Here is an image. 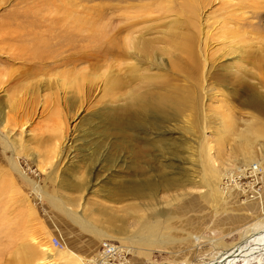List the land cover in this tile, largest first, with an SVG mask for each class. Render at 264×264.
<instances>
[{"label": "rangeland", "instance_id": "374dc122", "mask_svg": "<svg viewBox=\"0 0 264 264\" xmlns=\"http://www.w3.org/2000/svg\"><path fill=\"white\" fill-rule=\"evenodd\" d=\"M159 1L0 0V28L8 24L12 44L36 42L39 51L47 45L50 58L61 64L52 68L48 58L39 72L0 54V80L11 73V82L34 84L26 92L16 86L19 95L13 99L23 101L15 111L8 105L15 88L0 87V103L9 119L5 130L0 124V264H15L20 257H26L25 264H39L43 253L48 257L40 264H102L96 256L105 242L122 252L112 264H196L234 246L247 227L264 219V110L250 101L260 93L264 104V86L259 75L242 73L250 68L258 74V69L241 61L239 54H227L229 41L238 45L241 39L228 40L219 33L230 25L222 20L226 9L254 25L257 16L249 9L224 8L240 0H205L208 5L197 0L198 18L193 20L208 35L206 40L200 35V46L207 45L202 72L207 76L218 68L219 82L210 77L195 82L179 70L180 42L154 44L157 51L159 46L166 50L150 61H111L103 43L114 26L122 28L130 18L143 17L146 21L129 33L154 41L163 36L155 25L159 21H182L180 26L188 21L190 16L177 11L176 3L166 17L154 10ZM143 3L150 6L143 7L148 14L137 9ZM150 3L156 5L152 8ZM260 12L264 31V10ZM88 34L89 41L82 39ZM246 34V41L262 36ZM128 35L119 33L116 43L122 45ZM86 52L90 59L77 58ZM72 54L76 61L62 64ZM134 65H139L130 70L136 81L128 76ZM109 67L119 77L109 73ZM55 70L86 71L88 76L77 84L63 81L64 87H48L45 80L55 78ZM233 71L236 77L242 73L256 93L229 81L224 74L234 75ZM106 73L113 78H104ZM119 81L126 82L124 89ZM52 237L59 239L60 248ZM31 250L40 257H27Z\"/></svg>", "mask_w": 264, "mask_h": 264}, {"label": "bare ground", "instance_id": "6f19581e", "mask_svg": "<svg viewBox=\"0 0 264 264\" xmlns=\"http://www.w3.org/2000/svg\"><path fill=\"white\" fill-rule=\"evenodd\" d=\"M154 1V0H153ZM157 1H159V0H155V2H157ZM178 0H161V1H159L160 3H159V5H158V7H154V10L157 8L158 10H160V12L159 13H163V15L164 14H169L170 12H172V9H174V6L172 7V5L173 4H175L176 3V5H177V11H181L182 13H184V14H186L188 17H189V19H188V21H187V18L185 19V20H183V21H185L184 22V24H182L185 28H184V32L183 33H179L180 31H178V29L180 30H182V28H183V26H180V24L181 23H183L182 21H181V23L179 24V25H177L176 23L173 25V24H168V25H166L168 22H164V23H162L163 21H159V23H157V24H155L156 25V28L157 27H159V29H158V31L159 32H161L162 34H163V36H160V34H159V37H157L154 41H152L151 39L150 40H144V39H141V37H140V35H142V34H139V36L138 35H136V36H133V34L132 33H134L133 31H131V33H129L130 32V30H132L133 28H134V26L136 27V24L138 23H141V22H143V21H146V20H142V18L141 19H136L135 17H137V16H135V17H133V19H131L130 18V20H128L129 18H128V16H125L126 18H128V19H126V20H128V21H126V22H124V24H123V27L122 28H115V26L113 27V29H109V31L107 30V32H106V35L108 36V38H107V36H106V43L104 42L103 44H104V51H105V53L107 54V55H109L110 56V60L111 61H113V59H115L116 57H122V59H135V60H144L145 58L146 59H148L149 61H150V59L151 60H153V58H154V56L153 55H155L156 54V52H158V53H161V54H165V52H163V51H165L166 49H165V47L164 48H162V47H160L159 46V49H158V51L156 50L157 48L154 46V44H159V43H161V44H171L172 43V45L174 44V43H176V45H177V43L179 44V42L181 43V46H179L177 49L178 50H176V51H178V53H179V56L176 58L177 59V63L179 64V68L177 67V66H175L176 68L175 69H179L180 71L181 70H183L184 72H185V74H187L188 76H189V79L190 78H192V79H194L195 80V82L196 81H198V80H203L204 78H206V77H210V79H213V82H216L215 80H220V77H222V75H220L219 76V74L217 73V69H216V71L215 72H212V73H210L209 75L207 74V76H205L206 74H204L203 72H202V69H204V66L207 64V62H206V50H205V47L207 46V45H205V47L203 46H200V44L202 45V42H200V40H201V37H200V35L202 34V31H201V29L200 28H202V26L200 27L199 26V24L198 25H196L197 23H195V21L193 20V18H196L197 16H198V11H199V6H198V2H197V0H179L180 2H177ZM200 1V0H199ZM203 1H205V0H203ZM250 1L251 0H240V2H238L236 5H224V8H228V7H230V8H233V10L234 9H249V10H251L252 11V13L255 15V16H257V23H255V25L254 24H251L250 22H248V20H246V19H244L243 17H239L238 15H236V13L234 12V11H232V9L229 11V10H225V11H227V12H224V11H221L220 13L222 14V12H224V14H226V15H224L223 16V18H222V20L224 21L223 23H224V26H227V25H232L233 23L234 24H238V26H236V27H234V25L233 26H227L226 28H221V30H224V32H221V30H220V32L219 33H221V34H223L224 36L226 35V36H228V40H232V38L233 37H236L237 38V40L238 39H241V42H239L240 44H238V45H236L235 43H233V41H229V47H228V51H227V54H229V55H235V54H239L240 55V60L241 61H243V62H245V63H247L248 65H252L255 69H258L259 70V72H258V74L257 73H254V72H252L251 71V69L249 68V69H247V68H244V71L242 72V73H244L243 74V76L245 75V76H247V75H259L258 77H259V82L260 83H262V86H264V31L263 30H261V28L262 27H260L261 25H260V20H259V18H258V16H259V14H261V12H260V10L261 11H263L264 10V0H252V2L250 3ZM152 2V1H151ZM164 2H166V3H164ZM197 2V3H196ZM205 3H206V1H205ZM145 3H143L141 6H139L137 9H139L140 10V8H142L143 9V7L145 8V7H147V9H149L150 10V6L149 5H144ZM148 4V3H147ZM154 3H150V5H152V8H153V6H155L156 5V3L153 5ZM207 4V3H206ZM208 4H209V2H208ZM207 4V5H208ZM144 5V6H143ZM203 5H204V3H203ZM207 5H205V6H207ZM129 6H131V5H129ZM128 7V6H127ZM137 7V6H136ZM131 7H129V9H130ZM203 8H206V7H203ZM202 8V9H203ZM220 8H223V7H220ZM229 8V9H230ZM218 10V9H217ZM221 10H224V9H221ZM145 12V14H148V13H146V10H142V11H140V13H144ZM201 11V10H200ZM139 12V11H138ZM149 12V11H148ZM153 12V11H152ZM151 12V13H152ZM180 12V13H181ZM150 13V14H151ZM177 13V12H176ZM181 13V14H182ZM219 13V12H218ZM139 14V13H138ZM144 14V15H145ZM184 14H183V16H184ZM217 13H215L214 15H216ZM142 15V14H141ZM143 15V16H144ZM153 15V14H152ZM152 15H149V16H152ZM155 15V14H154ZM160 15V14H159ZM163 15H160V16H162V18H163ZM177 15V14H176ZM214 15L212 16V17H214ZM263 15V14H262ZM148 15H146V17H147ZM148 16V17H149ZM165 16V15H164ZM182 16V15H181ZM130 17H132V16H130ZM146 17H144V19L146 18ZM155 17V16H154ZM153 17V18H154ZM166 17V16H165ZM211 17V16H210ZM210 17H208V18H210ZM260 17H261V15H260ZM139 18H140V15H139ZM150 18V17H149ZM161 18V17H160ZM161 18V19H162ZM183 18H185V17H183ZM193 20V22H192V20ZM198 18V17H197ZM155 20L156 19H158V17L157 18H154ZM153 19V20H154ZM160 19V20H161ZM165 19V18H164ZM215 19H217V18H215ZM142 20V21H141ZM148 20V19H147ZM152 20V19H151ZM209 20V19H208ZM141 21V22H140ZM150 21V20H149ZM217 21V20H216ZM207 22V21H206ZM209 22V21H208ZM213 22H215V20L213 21ZM213 22H212V24H213ZM218 22V21H217ZM178 23V22H177ZM216 23V22H215ZM222 23V24H223ZM137 24V25H138ZM154 24V23H153ZM205 24V23H204ZM209 24V23H208ZM207 24V25H208ZM211 24V23H210ZM155 25H153V27H155ZM166 25V26H165ZM202 25V24H201ZM148 26V25H147ZM146 26V27H147ZM151 26V25H150ZM149 26V27H150ZM163 26H165V29H161L160 30V27H163ZM173 26H175V28H172ZM179 28H178V27ZM205 26V25H204ZM203 26V27H204ZM210 26V25H209ZM223 26V27H224ZM110 27V26H109ZM148 27V28H149ZM182 27V28H181ZM211 27V26H210ZM213 27V26H212ZM164 28V27H163ZM242 28V29H241ZM139 29V28H138ZM152 29V28H151ZM241 29V30H240ZM102 30V29H101ZM134 30V29H133ZM153 30V29H152ZM157 30V29H156ZM176 30L178 31L177 33H176ZM203 30V29H202ZM123 31H127L128 32V36L124 39V40H122V42H123V44L122 45H119V44H117L116 43V35H118L119 33H121V32H123ZM141 31V30H140ZM149 31H151V30H149ZM155 31V30H154ZM205 32V31H204ZM250 32V34H252V33H255V34H262V36H258L257 37V39H256V41H252V40H250V41H246V36H245V34L246 33H249ZM85 33H86V31H85ZM104 33V32H103ZM138 33V32H137ZM139 33H141V32H139ZM147 33V32H146ZM155 33V32H154ZM225 33V34H224ZM238 33H241L240 35H237ZM102 34V33H101ZM100 34V35H101ZM134 34H136V33H134ZM65 35V34H64ZM103 35H105V34H103ZM102 35V36H103ZM144 35V34H143ZM203 35V39H205L206 40V38H205V36L206 37H208V35H207V33H206V35H204V34H202ZM247 35V34H246ZM84 36V35H83ZM225 36V38H227ZM252 36H254L253 34H252ZM12 37L13 36H11L10 35V30L8 29V24H5V28H4V26H3V28H0V54L1 55H7V57L9 58H11V59H13V61H22V63L23 64H25V63H27L26 64V66H28V69H31V68H33V70H36V71H39V72H41L42 70H44V69H42V67H41V64L44 62L45 63V61L47 62L49 59L48 58H50V51H49V49H47V45H46V50H44L43 49V51H39V49L37 50V47H38V44L36 43V42H33V43H31V44H29L28 43V41H27V43H19V46L18 45H13L12 44V41L11 40H13L12 39ZM90 35L88 34L86 37H84V38H82V39H87L88 41L90 40ZM101 37V36H100ZM198 37H200V39L198 38ZM211 37V36H210ZM102 38H104V36L102 37ZM224 38V39H225ZM230 38V39H229ZM235 38V39H236ZM19 39V38H18ZM122 39V38H121ZM149 39V38H148ZM154 39V38H153ZM202 39V40H203ZM211 39V38H210ZM234 39V38H233ZM116 40V41H115ZM204 40V41H205ZM258 40V41H257ZM24 41V40H23ZM121 41V40H120ZM208 41V40H207ZM210 41V40H209ZM227 41V40H226ZM31 42V41H30ZM206 42V41H205ZM224 42H225V40H224ZM228 42V41H227ZM236 42H238V41H236ZM42 43V42H41ZM53 44V43H52ZM204 44V43H203ZM235 44V45H234ZM50 45V44H49ZM98 45V44H97ZM180 45V44H179ZM43 46H44V44H43ZM55 46V45H54ZM58 46V45H57ZM87 46V45H86ZM158 46V45H157ZM168 46V45H167ZM39 47H42V46H39ZM53 47V46H52ZM61 48V47H60ZM156 48V49H155ZM168 48V47H167ZM207 48V47H206ZM56 49H58V48H56ZM55 49V50H56ZM164 49V50H163ZM170 49V48H169ZM180 49L182 50V51H180ZM82 50V49H81ZM85 50H87L86 49V47H85ZM172 50H174V49H172L171 48V50L170 51H172ZM174 50V51H175ZM57 52V51H56ZM163 52V53H162ZM168 52V51H167ZM166 52V53H167ZM181 52V53H180ZM53 53H55L54 52V50H53V52H52V54ZM58 53V52H57ZM61 53V52H60ZM218 53V52H217ZM99 54V53H98ZM172 54L174 55V53L173 52H170V55L172 56ZM92 55V54H91ZM93 55H95V54H93ZM97 55V54H96ZM178 55V54H177ZM176 55V56H177ZM216 55V54H215ZM55 56V55H54ZM74 56L75 55H70V56H68V57H66V58H63L62 59V64H71V63H74L73 61H76L75 59L73 60V58H74ZM103 56H105V55H103ZM170 56V57H171ZM175 55H174V57H176ZM167 57V56H166ZM169 57V56H168ZM212 57V56H211ZM77 58H79V59H90V54L88 53V52H86V54H81V55H77ZM142 58V59H141ZM144 58V59H143ZM208 58V57H207ZM52 58H50V60H51ZM54 59V58H53ZM52 59V61L50 62V63H47L49 66H52V68L54 67V68H56L57 66H59V65H61L59 62V64L56 62V60L54 61ZM159 59V58H158ZM170 59V58H169ZM172 59V58H171ZM174 59V58H173ZM213 59V58H212ZM211 59V60H212ZM49 60V61H50ZM116 60V59H115ZM110 61V62H111ZM117 61V60H116ZM162 61V60H161ZM215 61V60H214ZM160 62V61H159ZM209 62V61H208ZM117 63V62H116ZM121 63V62H120ZM176 62L174 63V64H177ZM125 64V63H124ZM123 64V65H124ZM132 64V63H131ZM171 64V63H170ZM177 64V65H178ZM109 65V64H108ZM111 65V64H110ZM119 65V64H118ZM162 65V64H161ZM103 66H105V65H103ZM115 66H116V64H115ZM135 66V65H134ZM130 67V69H129V73H130V70H134L135 71V69H139V65H137L138 67L136 68V66L135 67ZM35 67V68H34ZM91 67V66H90ZM95 67V66H94ZM97 67V66H96ZM114 67V66H113ZM119 67V69H118V71L120 70V66H118ZM117 67V68H118ZM127 67V66H126ZM252 67V68H253ZM58 68V67H57ZM170 68V67H169ZM172 68V67H171ZM24 69H27V68H24ZM97 69V68H96ZM99 69V68H98ZM108 68H106V70H107ZM215 69V68H214ZM221 69V68H220ZM5 72H6V70L5 69H3ZM54 70V69H53ZM86 71H87V69H85ZM89 70V69H88ZM113 70H114V68H113ZM141 70V69H140ZM24 71V70H23ZM27 71V70H26ZM25 71V72H26ZM56 71V70H55ZM85 71V72H86ZM105 70L103 69V72H104ZM116 71V70H115ZM117 71V72H118ZM204 71V70H203ZM214 71V70H213ZM224 71V70H223ZM30 72L33 74V72L30 70ZM57 72V75H56V77L55 78H51V76H49V79H46L45 81L47 82L46 83V85L48 86V87H50V86H52V83L54 84V85H59V86H63V81H64V83L65 82H68V81H72L73 83H76L78 80H80L81 78H84V77H86V76H88V74H87V72L85 73V72H81V71H78V72H80V73H78V74H69L68 72H65V73H59L58 71H56ZM56 72H54V74H56ZM93 72V71H92ZM108 72L109 73H111L112 72V67H109V69H108ZM116 72V74H119V73H117ZM119 72H121V70L119 71ZM122 72H123V70H122ZM126 71H124V73H125ZM225 72H228V71H225ZM234 72V71H233ZM232 72V73H233ZM241 72V70L239 71V73ZM30 73V74H31ZM48 73V72H47ZM109 73H106L107 75L109 74ZM128 73V72H127ZM224 73V72H223ZM242 73H241V76L238 78V77H236V74H235V72H234V75H230V73L228 74V73H225L224 75H228L230 78H228L229 79V81H231L232 83L234 82V83H236V84H239V86H244V85H246L247 86V88H250V94L252 95V94H255L256 93V91H255V89H254V86H248V84H246L245 82H244V77H242ZM3 74V72H2V70H0V75H2ZM9 74V75H8ZM6 73V77H4L2 80H0V87L2 86H6L7 88H8V90H11V88H12V93L13 94H11V98H9V107H10V109L11 110H13V111H15V108L18 106V105H20L21 104V102L23 101L22 99H20L19 97H16V99H13L16 95H19V94H16L15 92V90L17 89L16 88V86H18L19 87V85L21 86L22 84H21V81L18 83L17 81L19 80H17V81H15L16 83H14V81L13 82H11V80L13 79H11V75H13V74H11V73ZM26 74V73H25ZM51 74V73H50ZM112 74V73H111ZM111 74H109L108 76H106L105 75V77L104 78H106L107 77V80L108 79H110L111 77L113 78V76L115 75V72H114V75L112 76ZM126 74V73H125ZM221 74H222V72H221ZM34 75V74H33ZM101 75L103 76L104 74L103 73H101ZM120 75V74H119ZM142 75H144V74H142ZM186 75V76H187ZM237 75H239V74H237ZM15 76V75H14ZM13 76V77H14ZM18 76V75H17ZM101 76V79H103V77ZM118 76V75H117ZM117 76L115 75L114 77H116L117 78ZM128 76L130 77V79L132 80H134V81H136L138 78H136L137 76L136 75H134V74H128ZM127 75H125V78H126V80L125 79H123V80H125L126 82H128V85L130 84L129 82L131 81L130 79H129V77H128ZM227 76V77H228ZM29 77H31V76H29ZM28 77V78H29ZM94 77V76H93ZM92 77V78H93ZM109 77V78H108ZM119 77V76H118ZM123 77V76H122ZM122 77L121 78H118L117 80H119V79H122ZM140 77V76H139ZM224 77V76H223ZM95 78H98V77H96L95 76ZM95 78H93V79H95ZM115 78V79H116ZM143 77H141V79H142ZM146 77H144V79H145ZM241 78H243L242 80H241ZM115 79H112V80H114V81H112L111 83H115ZM129 79V80H128ZM209 79V80H210ZM24 80V79H23ZM43 80V79H42ZM103 80H105V79H103ZM107 80H105V81H107ZM139 80V79H138ZM191 80V79H190ZM219 80L217 81V82H219ZM224 80V79H223ZM76 81V82H75ZM84 81V80H83ZM101 81V80H100ZM144 81V80H143ZM193 81V80H192ZM226 81V80H225ZM25 82V81H24ZM71 82V84L74 86L75 84H73ZM79 82H81V80L79 81ZM109 82V81H108ZM116 82H118V81H116ZM120 82V81H119ZM126 82H124V83H126ZM146 83H147V81H145ZM194 82V81H193ZM194 82V83H195ZM221 82H223V81H221ZM39 82H37L36 84L37 85H35V86H37V87H39V85L40 84H38ZM78 83V82H77ZM76 83V84H77ZM83 83V82H82ZM82 83H79L80 85L82 84ZM85 83V82H84ZM90 83V82H89ZM92 83V82H91ZM121 83V82H120ZM123 82L120 84V85H123V89H124V84ZM140 83V82H139ZM152 83V82H151ZM227 83V82H226ZM231 83V84H232ZM259 83V84H260ZM32 84V83H31ZM28 84L27 86H25V85H22V87L23 88H21L22 90H23V92H26V91H29V87L31 88V86L32 85H34V84ZM69 84V83H68ZM116 85H117V83H115ZM135 84V83H134ZM30 85V86H29ZM127 85V84H126ZM125 85V86H126ZM142 85H143V83H142ZM145 85H147V84H145ZM250 85V84H249ZM77 86V85H76ZM82 86V85H81ZM92 86V85H91ZM105 86V85H104ZM129 86H131V84L129 85ZM148 86H149V84H148ZM245 86V87H246ZM33 87V86H32ZM36 87V88H37ZM64 87V86H63ZM65 87H67V86H65ZM69 87H71L72 88V86H70L69 85ZM115 87V86H114ZM119 87V86H118ZM132 87H133V83H132ZM131 87V88H132ZM139 87H143V86H140L139 85ZM153 87V86H152ZM121 89H122V86L120 87ZM147 88H149V87H147ZM146 88V89H147ZM151 88V87H150ZM35 89V88H34ZM39 89V88H38ZM51 89V88H50ZM111 89V88H110ZM116 89V87L114 88V90ZM118 89V88H117ZM127 89V88H126ZM145 89V90H146ZM8 90H6V91H8ZM19 91H20V89H18ZM149 90V89H148ZM4 91V90H3ZM32 91V90H31ZM38 91V90H37ZM249 91V90H248ZM11 92V91H10ZM20 92H22V91H20ZM112 92V91H111ZM27 94V93H26ZM132 94H134V93H132ZM257 94H258V92H257ZM36 95H37V93H36ZM35 95V96H36ZM138 95V94H137ZM260 95V96H259ZM261 94L259 93L258 95H256V97L258 98H256L257 100H252V96H250V101H251V104H256L255 102H257L258 104V107H260L261 109H263L264 110V104H263V102H262V99H260L261 98ZM17 109V108H16ZM6 109H5V105L3 104V103H0V124H1V127H2V129H6V126H7V124L9 123V119L7 118V111H5ZM10 110V111H11ZM7 118V119H6ZM256 120V119H255ZM258 120V119H257ZM1 138V137H0ZM2 139V138H1ZM242 240V241H241ZM241 241V242H240ZM240 241L239 242H237V244H235L234 246H231L230 245V247H224V248H221V249H219V251L218 252H216V254L213 256V257H211L210 259H208V260H206V261H200L199 263H196V264H263L264 263V219H262V220H260V221H258V222H256L255 224H253V225H251V226H249V227H247L244 231H243V235L241 236V238H240ZM249 242V243H248ZM36 244H37V242H36ZM27 246V245H26ZM26 246H24V248L26 247ZM223 247V246H222ZM26 248H28V247H26ZM42 248V247H41ZM29 249V248H28ZM117 249L120 251V248L119 247H117ZM24 250V249H23ZM26 251V250H25ZM41 251V250H40ZM28 254V256L27 257H29V258H37V257H40V254H38L37 255V252H34V250H31V251H28L27 253H26V255ZM41 258H39V260L37 261V262H39V264H40V262H45V258L47 259V257H46V253H43V254H41ZM25 258L26 257H20L19 259H18V261H16V263L15 264H25L26 262V260H25ZM16 260V259H15ZM9 261V260H8ZM32 261V260H31ZM10 262H13V261H10ZM10 262L8 263V264H10ZM101 263L103 264V261L101 260ZM7 264V263H6ZM13 264V263H12ZM42 264V263H41ZM44 264V263H43Z\"/></svg>", "mask_w": 264, "mask_h": 264}, {"label": "built area", "instance_id": "2783aa9c", "mask_svg": "<svg viewBox=\"0 0 264 264\" xmlns=\"http://www.w3.org/2000/svg\"><path fill=\"white\" fill-rule=\"evenodd\" d=\"M55 241V248H60L61 243L58 238L52 237ZM122 257V252L117 249V246L111 243H101L99 252L97 253L96 258L103 261V264H112L114 262H118Z\"/></svg>", "mask_w": 264, "mask_h": 264}]
</instances>
